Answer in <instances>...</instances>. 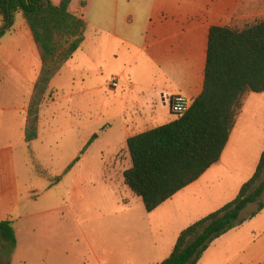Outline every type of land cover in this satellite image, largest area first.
<instances>
[{
  "label": "crops",
  "instance_id": "crops-1",
  "mask_svg": "<svg viewBox=\"0 0 264 264\" xmlns=\"http://www.w3.org/2000/svg\"><path fill=\"white\" fill-rule=\"evenodd\" d=\"M50 1L59 6L63 0ZM82 1L87 2L84 7ZM262 8L264 0H71L70 11L81 16L89 29L80 60L76 58L81 49L53 79L50 90L55 95L64 92L63 74L68 70H81L89 77L110 72L111 79L118 80L117 88L126 94L122 133L127 148L129 138L176 120L163 95L194 102L202 94L211 27H235L230 24L233 19L248 21ZM4 20L0 14V29ZM7 36L17 45L4 41ZM0 59L4 69L0 72V85H4L0 93V222H12L17 239L11 254L0 241V264H53L56 253L48 244L50 233L38 231L39 212L28 206L38 190L26 185L27 164L21 152L42 138L44 115L56 119V112L50 109L57 106L58 98L43 106L39 137L27 144V111L42 63L21 12L0 41ZM110 81L105 83L108 91L113 89ZM15 94L20 95L19 101H13ZM246 109L247 96L219 162L155 210L170 217H149L151 231L143 243L131 249L119 244L112 251L94 249L95 264H162L183 230L238 196L255 174L264 151V124L257 131H239ZM107 127L103 126L101 135ZM84 157L83 153L73 162ZM257 209V204L249 205L240 217L244 222L215 240L197 264H264V209L252 217Z\"/></svg>",
  "mask_w": 264,
  "mask_h": 264
},
{
  "label": "trees",
  "instance_id": "trees-1",
  "mask_svg": "<svg viewBox=\"0 0 264 264\" xmlns=\"http://www.w3.org/2000/svg\"><path fill=\"white\" fill-rule=\"evenodd\" d=\"M46 0H0L4 26L0 41L22 13L41 55V70L29 101L25 142L39 137L40 114L52 98L53 79L86 41L89 26L70 11L71 0L46 6ZM86 1H82L84 7ZM249 93H264V18L244 29L213 26L209 33L204 89L181 119L127 140L132 161L124 171L126 186L151 213L217 164ZM98 138L95 134L90 142ZM56 181L59 178L55 179ZM264 151L253 177L238 196L216 212L183 230L162 264H197L215 240L240 226L242 212L251 204L264 209ZM0 241L11 254L17 245L13 224L0 222Z\"/></svg>",
  "mask_w": 264,
  "mask_h": 264
},
{
  "label": "rangeland",
  "instance_id": "rangeland-1",
  "mask_svg": "<svg viewBox=\"0 0 264 264\" xmlns=\"http://www.w3.org/2000/svg\"><path fill=\"white\" fill-rule=\"evenodd\" d=\"M263 18L264 9L248 21L233 19L230 24L244 29ZM9 37L4 41L17 45ZM91 46L92 42L86 46V51ZM82 51L76 59L80 60ZM72 67L79 66L73 64ZM3 70L0 59V72ZM63 75L66 78L64 92L58 95L53 92L48 101L58 98L57 106L50 109L56 112V119L44 115L42 138L30 147L34 156L29 148L21 152L27 164L24 168L26 185L38 190L28 206L39 212L38 231L50 233L48 244L56 253L51 259L53 264H82L83 259L87 264H95L94 249L112 251L118 244L123 249H131L143 243L151 231L149 217H170V214L164 216L162 210L147 212L142 199L124 182L123 173L132 165L128 148L123 145L126 94L121 87L106 89L111 73L89 77L81 70H68ZM3 86L0 85V93ZM19 99L20 95L15 94L13 101ZM105 124L110 128L101 135ZM262 124L264 96L249 93L239 131H257ZM95 134L98 138L88 143ZM83 153L85 157L74 163ZM50 210L54 212L50 214ZM197 216L192 214L191 217Z\"/></svg>",
  "mask_w": 264,
  "mask_h": 264
},
{
  "label": "built area",
  "instance_id": "built-area-1",
  "mask_svg": "<svg viewBox=\"0 0 264 264\" xmlns=\"http://www.w3.org/2000/svg\"><path fill=\"white\" fill-rule=\"evenodd\" d=\"M110 86L115 89L118 87V80L116 78L111 79ZM164 104L169 106L171 113L176 119L183 118L186 113L191 109L193 101L181 96L171 97L169 95H163Z\"/></svg>",
  "mask_w": 264,
  "mask_h": 264
},
{
  "label": "water",
  "instance_id": "water-1",
  "mask_svg": "<svg viewBox=\"0 0 264 264\" xmlns=\"http://www.w3.org/2000/svg\"><path fill=\"white\" fill-rule=\"evenodd\" d=\"M45 3H46V6H49V1H45ZM5 17H4V15H2V19H4Z\"/></svg>",
  "mask_w": 264,
  "mask_h": 264
}]
</instances>
